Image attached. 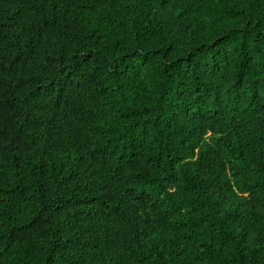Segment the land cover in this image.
<instances>
[{
  "label": "trees",
  "instance_id": "1",
  "mask_svg": "<svg viewBox=\"0 0 264 264\" xmlns=\"http://www.w3.org/2000/svg\"><path fill=\"white\" fill-rule=\"evenodd\" d=\"M0 264H264V0H0Z\"/></svg>",
  "mask_w": 264,
  "mask_h": 264
}]
</instances>
